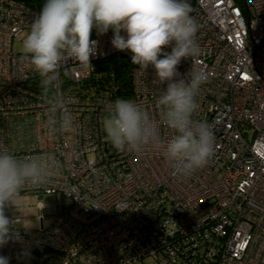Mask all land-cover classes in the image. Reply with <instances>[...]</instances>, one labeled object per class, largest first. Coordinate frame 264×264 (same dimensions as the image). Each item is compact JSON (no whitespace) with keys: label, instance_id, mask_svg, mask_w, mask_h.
<instances>
[{"label":"built area","instance_id":"built-area-1","mask_svg":"<svg viewBox=\"0 0 264 264\" xmlns=\"http://www.w3.org/2000/svg\"><path fill=\"white\" fill-rule=\"evenodd\" d=\"M188 3L200 25L199 55L178 71L206 75L193 119L212 128L215 144L206 166L174 175L162 147L120 152L102 128L112 103L125 98L149 112L162 143L174 135L160 118L156 99L166 85L155 70L114 49L111 30L93 29L91 68L69 57L59 70L74 120L61 133L39 77L13 50L42 7L0 0V151L54 153L61 165L49 183L20 193L59 198L54 214L36 203L39 228L16 229L20 219L5 209L16 221L0 247L8 264H264V0ZM119 58L128 61L126 86L113 69Z\"/></svg>","mask_w":264,"mask_h":264},{"label":"clouds","instance_id":"clouds-1","mask_svg":"<svg viewBox=\"0 0 264 264\" xmlns=\"http://www.w3.org/2000/svg\"><path fill=\"white\" fill-rule=\"evenodd\" d=\"M192 12L188 0H46L23 38L20 59L39 77L41 100L56 116L54 127L61 133L74 130L70 98L60 87L61 66L70 57L89 70L98 43L91 38L93 29L99 35L111 30L112 47L128 51L139 69L151 66L157 83L166 85L156 104L174 135L162 143L149 112L132 100L117 98L102 121L106 140L120 152L162 147L174 175L206 166L214 154V133L193 116L207 77L192 68L185 74L178 71L182 59L192 61L199 55L200 25ZM168 47L170 52L165 51ZM60 169L54 153L18 158L0 151V247L8 243L16 222L5 209L15 206L26 186L46 185ZM0 264H8V258L0 256Z\"/></svg>","mask_w":264,"mask_h":264},{"label":"rangeland","instance_id":"rangeland-1","mask_svg":"<svg viewBox=\"0 0 264 264\" xmlns=\"http://www.w3.org/2000/svg\"><path fill=\"white\" fill-rule=\"evenodd\" d=\"M25 34L26 33L21 36L22 41ZM21 46L22 42H15L13 44V50L20 53ZM38 201L45 206H49L52 214L56 213L59 204V198L57 196L43 194L40 197H37L33 193H25L20 196L11 210L12 216L20 219V222L15 226L16 229L33 230L39 228V212L36 208V203Z\"/></svg>","mask_w":264,"mask_h":264},{"label":"trees","instance_id":"trees-1","mask_svg":"<svg viewBox=\"0 0 264 264\" xmlns=\"http://www.w3.org/2000/svg\"><path fill=\"white\" fill-rule=\"evenodd\" d=\"M25 1H27L28 3H36V4H38L39 7H43L44 3L46 2V0H25ZM236 2L239 5L242 4V0H236ZM112 61H113L112 62L113 63V69L117 70V73H118L117 80L119 83H117V84L126 86L127 80H125V77H126L125 73H126V66H128V61H125L124 59H120V58L115 59V60L113 59ZM123 70H125V72ZM122 90H124V91H121L122 94L128 93L127 88L124 87V88H122Z\"/></svg>","mask_w":264,"mask_h":264}]
</instances>
